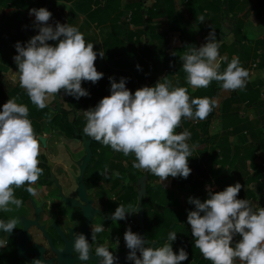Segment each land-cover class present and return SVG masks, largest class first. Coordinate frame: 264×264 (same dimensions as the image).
<instances>
[{
    "label": "clouds",
    "instance_id": "1",
    "mask_svg": "<svg viewBox=\"0 0 264 264\" xmlns=\"http://www.w3.org/2000/svg\"><path fill=\"white\" fill-rule=\"evenodd\" d=\"M35 15L34 26L38 34L22 46L14 45L13 57L18 73L19 85L25 89L31 102L39 109L47 107V101L64 91L77 100L89 97L82 81L97 83L104 73L97 71V51L94 44L85 41L84 34L76 26L59 21L53 27L49 23L52 13L44 7L30 9ZM204 22V17H200ZM206 43L193 47L184 54L183 70L187 83L194 88H207L212 81L222 82L225 91L243 90L249 71L234 57L223 72L221 61L227 59L219 53L220 42L212 29L205 38ZM49 41H56L53 46ZM104 58L105 52L99 51ZM140 70V66L137 65ZM110 96L102 98L95 107L83 110L86 125L83 134L124 156L134 154L132 167L150 172L160 178H188L191 174L188 160L196 145L187 141L191 133L187 129L175 133L182 118L204 120L218 106L215 99L208 97L190 99L186 87H173L170 81L161 78L155 86H143L134 94L126 87L127 78L117 82L109 77ZM163 81V82H162ZM18 97L9 98L0 109V210L11 212L10 205L20 208L23 200L16 198L15 188L29 185L26 191L35 196L32 187L43 174L39 167L41 139L38 138L29 109L18 104ZM195 108V111H194ZM243 185L236 182L224 190L213 192L209 187L208 198H188L195 206L189 211L187 224L191 227L194 245L205 260L211 264H264V207L248 199H238ZM138 212V206L120 204L112 214V221L125 220ZM17 219L0 220V230L6 234L16 229ZM104 231L103 225L91 229L95 234ZM241 239L234 244V237ZM74 251L79 260L90 259L91 246L83 233H74ZM124 242L129 250L125 257L134 264H182L189 260V253L181 247L178 254L172 242L177 239L175 231L168 234L169 243L161 247H149L148 241L129 226L124 232ZM119 244V238L116 239ZM7 241L0 240V248ZM139 253V254H138ZM100 264H117L119 256L108 247L99 245L95 249ZM31 264H43L34 258Z\"/></svg>",
    "mask_w": 264,
    "mask_h": 264
},
{
    "label": "trees",
    "instance_id": "2",
    "mask_svg": "<svg viewBox=\"0 0 264 264\" xmlns=\"http://www.w3.org/2000/svg\"><path fill=\"white\" fill-rule=\"evenodd\" d=\"M14 2L16 1H4L2 6L6 4L14 5ZM82 2L89 8L93 0H83ZM157 2L160 4L158 5ZM192 2L193 0H187L186 5H189ZM255 3H258V6L263 12L264 0H204L201 7L204 22L202 23L200 18L196 17L200 28L204 30V39L201 45L206 43L205 38L213 29L216 33L217 41L220 42L219 53L222 54L225 51V49H223L222 38L227 33L224 32L223 24L226 17H223V15H227L230 12L232 13V10L238 12L245 10V7L249 9L250 5L252 6ZM103 4V7L99 9L107 12L108 15L113 14L114 12L116 16L104 17L106 21L109 19V24H111L114 29L113 32L106 37V40L103 43V51L105 52V59L109 65H114L118 68L117 70H112L108 67V71L104 74L103 78L94 84L95 87L90 94V96L95 99L93 100L94 103L97 102L98 104L102 98L111 95L109 77H113L117 82H119L121 77L127 78L126 87L132 91L133 94L137 89L143 86H155L161 78H164L165 80L170 81L173 87H186L190 99L204 97L212 99V97L218 95L222 82L212 81L207 88L193 87V89H191L192 86L187 83V74L183 70V60L181 57L188 53L191 48L196 47V40L193 33L190 31V28L182 21V17H167L168 27H166V29H163L159 20H157L163 17H153L156 12L164 11L165 9L168 12L173 13L174 5L172 0H156L155 7L153 8L144 6L143 0H136L133 3L126 4L123 10H120V0H104ZM23 7H25L26 10L35 8L33 4L32 6L23 5ZM42 7L47 8L50 11V8H48L44 2H42ZM77 9L78 8H76V10ZM50 12L53 14L52 11ZM128 12L129 17H127ZM214 12L217 13L214 14ZM255 12H259V10H256ZM94 18L98 19V17ZM51 20H53V17L49 22H51ZM29 22L26 14L22 17H13L12 23H8L7 20V34L9 35V37H7V67L13 65V57L17 54L14 47L16 42H21L22 46L28 42L26 32L31 28ZM131 24L136 26L137 29H134V31H128V33L131 35L130 38L136 36L137 44L129 47V44L125 43V41L123 42V40L118 37V34L123 30H129L128 28ZM11 28L16 30L15 34H10ZM173 31H176L180 45L174 47L173 51L167 52L165 50L166 45L168 44L167 36L169 32ZM148 34L149 39L145 38L142 41L141 38ZM54 42L55 43L52 44L53 46L57 43L56 41ZM241 46L245 45L241 44ZM255 55L256 54H254V58H256ZM224 62L225 64L228 63L227 61ZM225 64L221 63L220 72H223L226 69V66L224 67ZM137 65L140 66V70L137 69ZM88 82L89 81H85L84 84L86 85ZM249 90V87L246 86L243 90L237 89L232 91L230 96L221 104L220 117L223 119L226 116L225 114L227 111L230 112V110H232V104L243 99L244 96H248ZM13 97H18L16 101L18 104H24L28 107V118L32 121L34 130L38 133L42 132V128L45 124L56 130H70L73 127L84 128L86 125L82 104H86L87 102H85L83 98L77 100L73 96L67 95L65 101H67L69 109L64 108V104L58 103V101H51L47 103V107L39 109L31 102L26 90L20 87L18 81L16 84H10V88L4 89L0 87V109H2V105L9 98ZM253 100H251L252 103L249 105L256 106L259 113L264 114V101L259 102L255 98H253ZM96 105L92 107H95ZM47 113L52 114L46 116ZM43 118L45 119L44 124L40 121V119L42 120ZM215 118V108L206 119H194L196 125L191 124L189 118H182L181 125L175 130V133L179 134L188 128L187 130L190 131L191 138L187 143L190 147L192 146V143L195 144L199 142L212 144L214 136L208 132V129ZM36 119L39 120L35 121ZM262 129L263 134L261 135V140L264 141V126H262ZM92 152L93 156L88 171L89 176L98 171L97 176L100 177V175L103 174L105 167L109 165L111 158L122 160L119 165L118 180L113 183V187L120 183V178H127L125 170L128 171V175L133 179H137L143 174L147 175L146 194L142 197V206L144 207L143 222L145 226V237L148 241L147 246L156 248L163 246L165 243H169L168 234L175 231L177 233V239L172 242L173 251L178 254L179 249L183 247L189 253V258L197 257L199 262L203 259L199 249L194 245V240L191 235V227L187 224L188 212L195 210V206L188 203V198H199L201 201L207 199L208 191L205 186L208 184L209 179H214L221 189H225L227 186L235 184H225L223 182V179L225 178L223 177L224 174L221 173V167L217 170L213 169L215 156L212 155V153L206 155L202 152L198 154L193 151L192 156L189 157L188 164L191 170L195 173L191 171V174L186 179L183 177H171V179H173V181L175 180V183L178 184L176 187L177 190L172 191L165 189L159 182L150 183L151 180L155 181L160 179L154 174L144 170L134 169L132 167V163L135 159L134 154H130L126 157L123 153L115 152L110 146H105L100 142H97V144L93 146ZM111 167L114 168L115 166L111 165ZM104 178L107 179V177ZM212 191L218 192L216 189ZM166 193L170 196L167 197L168 199H165ZM181 197H184L183 201ZM237 198L248 199L253 202L255 194L251 189H247L246 191L241 189ZM120 200V202H115L117 207L120 204H123L125 207L131 204L135 207L137 202L136 189H133L131 186L125 188ZM182 202H184V205ZM261 207H264L263 202H261ZM129 219L133 220L132 225L129 224L132 231L139 233V225L136 217L127 216L125 219L126 223L129 222ZM2 232L3 231L0 230V233ZM240 239L241 237L236 235L234 237V244ZM124 249H127L126 245ZM4 253L7 256V248L0 250V255ZM2 262L3 261H1L0 264H2ZM184 262H182V264ZM123 264H134V262Z\"/></svg>",
    "mask_w": 264,
    "mask_h": 264
},
{
    "label": "crops",
    "instance_id": "3",
    "mask_svg": "<svg viewBox=\"0 0 264 264\" xmlns=\"http://www.w3.org/2000/svg\"><path fill=\"white\" fill-rule=\"evenodd\" d=\"M4 1L7 0H0V87L4 89L10 88V84H16L19 81V73L17 72L18 68L15 61L13 60V65L7 67V37H9L7 34V20L8 23H12L13 17H22L26 14V17L30 21L29 23L31 25V28L26 32V36L29 41L31 37L38 34V29L34 26L35 15H29V10L32 8L26 10L23 5L32 6L33 4L35 9H39L42 7V2H44L45 5L50 8V11L53 12V20H51L52 23L49 22L53 25V27L57 21L61 24L68 23L69 25L76 26L79 31L84 34L86 43L91 42L94 44V51H97V60L95 61L97 71L105 74L108 71V67L109 69L117 70L118 67H115L114 65L110 66L105 57H99V51H103V43L105 42L106 37H108L114 29V27L109 24V19L106 21L104 17H116L114 12L113 14L108 15L107 12L99 9L103 7L104 0H93L89 8L87 5L83 4V0H14L16 1L14 2V5L6 4L2 6ZM135 1L136 0H120V10H123L126 4L133 3ZM143 1L144 6L148 8L155 7L156 0ZM172 1L174 5L173 13L168 12L165 9L164 11L156 12L153 17H163L161 19H157L163 29L168 27L167 17H182V21L187 24L190 31L193 33L196 40L195 44L198 48L201 46L204 39V30L200 28L196 20V17L200 18L203 16L199 0H193V2L189 5H186L187 0ZM157 4L159 5L160 3L157 2ZM191 5L194 7L192 8ZM76 8L79 10H76ZM232 11L233 12H230V15H236V17L233 18V21L237 24L239 22H236V19H242L243 22H246L249 18H251L249 16L253 15V11L250 10L248 12L247 7H245V10L242 11ZM260 12L264 16V9L263 12L260 9ZM240 15H246L247 17H238ZM94 17H98V19H95ZM127 17H129V12ZM189 17H192L193 19L195 18L193 20L194 22L189 19ZM103 19L104 21L102 22ZM193 24L195 26H192ZM262 26L264 30V17H262ZM128 29L129 30L121 31L118 34V37L123 40V42L125 41V43H128L130 47L137 44V38L136 36H132L130 38L131 35L128 31H134L137 27L131 24ZM241 30L242 28H240V31ZM15 33L16 30L11 28L10 34ZM229 33L230 29L226 34ZM145 38L149 39V34L142 37L141 40L143 41ZM167 39L168 44L165 49L167 52L173 51L174 47L180 45L176 31L169 32ZM246 39L245 35H241V37L238 38V42L240 43L237 46L235 45L233 49L228 52L229 54L223 52L220 56L227 58L221 61L223 64H225L224 61L229 63L234 57H239L241 65L249 71L248 83L246 84V86L250 88L248 92L249 95L244 96L243 99L232 104V110H230V112L227 111L225 114L226 116L222 119L220 117L221 104L230 96L232 91H225L221 87L218 95L212 97V99H215L218 102V106L215 108L216 118L213 120L208 129V132L214 136L212 144L199 142L195 144L192 143L191 145H196L194 151L198 154L201 152L206 155L208 153H212V155L215 156L213 169L217 170L221 167V173L224 174H222L223 177L230 179L228 183L231 184L239 182L243 185L242 190L246 191L247 189H251V191L255 194L253 203L261 206V202L264 203V141L261 140V135L263 134L262 126H264V114L259 113L256 106L249 104L252 103L251 100H253V98L259 102L264 101V32H262L259 36L254 34V38L251 40V49H248ZM232 42L235 41L232 40ZM48 43L53 44L55 42L49 41ZM241 44L246 46H242V48H240ZM254 54L260 55L261 58H254ZM254 61L257 65H254ZM227 64H225L224 67H227ZM256 67H258V70H255ZM255 79H258L260 82L259 85L262 87V90L260 89V93L252 88V86L256 87L255 82L257 80ZM84 82L85 81H82V83ZM66 97L67 95L63 90H61L60 93L56 94L54 97H50L46 103L56 101L57 98L58 103L67 104V101H65ZM66 109H69V107H66ZM45 126L46 128H44ZM49 128L50 127L45 124L42 130L46 132ZM192 172L195 173L193 170ZM158 181L160 183V179ZM208 181V184L205 186L206 189L210 187L212 190H224L217 185L214 179H209ZM163 184L162 185L167 190H177L176 187L178 184L175 183V180L173 181V179H171V176L168 177L167 180L163 181ZM165 195V199L170 197L168 193ZM183 198L184 197H181L182 201ZM182 204L184 205V202H182ZM183 264H211V261L203 258L199 262L197 257H191Z\"/></svg>",
    "mask_w": 264,
    "mask_h": 264
},
{
    "label": "flooded vegetation",
    "instance_id": "4",
    "mask_svg": "<svg viewBox=\"0 0 264 264\" xmlns=\"http://www.w3.org/2000/svg\"><path fill=\"white\" fill-rule=\"evenodd\" d=\"M82 130L83 127L62 131L50 128L48 134L43 130L41 133L35 130L38 135L46 138V145L41 144L42 151L39 157V167L43 169V174L37 183L32 185L37 189L35 196L26 191L29 186L27 184L14 189L16 198L22 199L23 204L20 208L10 205L13 210L7 212V221L16 218L18 222L12 233H0V240L7 241L6 246L0 248V250L7 248V256L5 253L0 255L2 264H31L34 258H40L46 264H58V257L66 248L69 249L70 257L78 255L74 251V233H83L86 236L90 242V257H92L97 246L107 247L105 239L102 238L105 235L102 233H106L109 228L114 229L115 232V236L110 237L111 243L122 247L113 253L125 250L124 232L121 234L118 230H123L124 227L127 229L129 224L132 225L133 220L129 219L124 225V221L117 224V221L110 219L117 208L115 202H120V197L124 193L122 187L126 179L120 178V183L113 187V183L118 180V165L122 160L111 158L100 177L97 176L98 171L97 174L89 176L92 148L97 142L85 136ZM81 136H84V139ZM87 139L90 140L89 147L92 154L82 173L83 188L78 192L79 183L76 177L80 174L79 166L85 154L84 140ZM58 153L63 156L62 160L66 163L56 161L55 157ZM111 165L115 167L112 168ZM50 173L53 174V178ZM108 192L111 193L109 196ZM67 199H71L72 204H69ZM4 216L5 213L0 214V220L6 222ZM25 222L28 223L26 227ZM96 225H103L104 231L96 233L95 239H92L91 229ZM72 264L94 263L89 259Z\"/></svg>",
    "mask_w": 264,
    "mask_h": 264
},
{
    "label": "rangeland",
    "instance_id": "5",
    "mask_svg": "<svg viewBox=\"0 0 264 264\" xmlns=\"http://www.w3.org/2000/svg\"><path fill=\"white\" fill-rule=\"evenodd\" d=\"M253 1V0H252ZM203 2H204V0H199V5L202 7V4H203ZM192 6V8L194 7L193 5H191ZM198 9V8H197ZM250 10H252L253 11V15L252 16H249V17H251V18H249V20L248 21H246V22H243L242 21V19L241 20H239V19H236V22H239L238 24L237 23H235L234 21H233V18L234 17H236V15H230V13H228L227 15H223V17H226L225 18V22H224V32H229V29H230V33L229 34H226V36H224L223 38H222V43H223V49H225V53H228L229 51H231L232 49H233V47L236 45H238L240 42H238V38H240L241 37V35H245V37L247 38L246 39V44H247V47H248V49H251L250 47H251V43H252V39L254 38V34L257 36H259V35H261L262 34V32H264V30H263V26H262V17H264L262 14H261V12H260V7L258 6V3H255V4H253L252 6L250 5V7H249V9H248V12L250 11ZM256 10H259V12H255ZM198 11H199V9H198ZM213 13V12H212ZM215 13H217V12H214V14ZM238 17H247L246 15H240V16H238ZM254 17V18H253ZM261 17V18H260ZM188 19V18H187ZM189 19H191L192 21L194 20L192 17H189ZM194 22V21H193ZM231 23H234V24H231ZM192 26H195L194 24L192 25ZM240 28H242V30L240 31ZM248 33V34H247ZM232 40L233 41H235V42H232ZM230 46V47H229ZM240 46V45H239ZM246 46V45H245ZM240 48H242V46H240ZM229 54V53H228ZM255 57L257 58V59H260L261 58V56L260 55H255ZM254 60H256V59H254ZM255 62V61H254ZM254 65H257V63L255 62V64ZM255 70H258V67H256L255 68ZM255 80H257L256 82H255V84H256V87H254V86H252V88L254 89V90H257L259 93H260V89L262 90V87H260V82L258 81V79H255ZM248 83V82H247ZM83 84L84 83H82L81 84V86L83 87ZM84 86H85V89L91 94L92 93V91H93V89H94V84L92 83V82H88V83H86V85L84 84ZM191 89H193V87L191 88ZM250 89V88H249ZM255 95H256V93H255ZM61 97V96H60ZM83 98V100H85V102H87L86 104H82V108H84V110H86V109H89L90 107H92V106H94V105H96L97 104V102H93V100H95V99H93L92 98V96H89V97H82ZM90 98V99H89ZM56 101H57V99H56ZM64 104V108H66V107H68V105L66 104V103H63ZM89 104H92V105H89ZM84 105V106H83ZM52 113H47V115L46 116H49V115H51ZM54 114V113H53ZM45 116V117H46ZM47 118V117H46ZM37 120H39V119H36L35 121H37ZM40 121L44 124L45 123V119L43 118L42 120L40 119ZM191 124H193V125H196V121L194 120V119H190V121H189ZM211 125V124H210ZM189 127V126H188ZM44 128H46V126L44 127ZM188 129V128H187ZM58 130H60V131H62L63 129H57V131ZM67 130V129H66ZM46 132H47V134L48 133H50V128H49V130L47 129L46 130ZM55 153H57V150L55 151ZM76 155H78V154H76ZM62 158H63V156H61V155H59V153L57 154V156L55 157V159H56V161L59 163V162H61V161H63V162H65L66 163V161H64V160H62ZM125 164V163H124ZM126 165V164H125ZM119 166V165H118ZM125 172H126V176H127V178H125L126 180H125V183H124V187H122V191H124L125 190V188H127L128 186H131L133 189H137V185H136V182H135V180L136 179H133V178H131L130 177V175H128V171H126L125 170ZM226 175V174H225ZM226 177V176H225ZM138 179V178H137ZM222 179V178H221ZM230 181V179H223V182L225 183V184H228V182ZM157 183V182H159L158 180H155V181H150V183ZM162 184H163V182H162ZM164 185V184H163ZM111 193H109L108 192V196L110 195ZM98 203H99V201H98ZM99 205H100V203H99ZM101 205H103V203L101 202ZM108 206V205H107ZM3 213H5L6 214V216H4L5 218H4V220H6L7 221V212H5V211H1L0 212V214H3ZM136 214H134V215H128V216H132V217H136L135 216ZM124 221V225H126L127 223H126V221L125 220H118L116 223L117 224H120V222L122 223ZM124 225H123V227H124ZM116 229V228H115ZM126 230V227H124V229L122 230V229H120V230H118V232L119 233H123L124 231ZM102 234H104L105 236L104 237H102L103 239H105L104 241H105V243H106V245H107V247L109 248V250L110 251H117V250H119V249H121L122 247H121V245L120 246H117L116 244H114V243H111V238L110 237H114L115 236V232H114V229L112 230L111 228H109V230L108 231H106V233L104 232V233H102ZM118 236V235H117ZM124 244V243H123Z\"/></svg>",
    "mask_w": 264,
    "mask_h": 264
},
{
    "label": "water",
    "instance_id": "6",
    "mask_svg": "<svg viewBox=\"0 0 264 264\" xmlns=\"http://www.w3.org/2000/svg\"><path fill=\"white\" fill-rule=\"evenodd\" d=\"M36 132V131H35ZM37 134V132H36ZM38 138L41 139V144L43 146L46 145V138L43 135H38ZM82 139H84V136H81ZM89 142L90 140H84V146H85V154L83 155V157L81 158V164L79 166L80 168V174L76 177L78 183H79V187L77 189L78 192H80V190L83 188L82 186V173L88 163V161L91 158V149L89 147ZM80 162V161H78ZM51 178H53V174L50 173ZM146 179H147V175L143 174L142 176H140L137 181H136V185H137V190H136V196H137V202H136V206H138V212L135 215L136 219L138 221V225H139V234L146 239L145 237V226H144V222H143V215H144V207L142 206V197L146 194ZM70 200V201H69ZM69 204L71 203V199H67ZM28 223L25 222V227L27 226ZM128 249H125L124 251L118 252V253H114L115 255L119 256V260L117 262V264H123V263H127V262H134V261H128L125 259V257L127 256L128 253ZM139 254V253H138ZM79 255V254H78ZM75 255L73 257H70L69 255V249L66 248L65 251H63V253L61 255H59L58 257V264H72L73 262H77L80 261L79 260V256ZM40 259V258H39ZM100 259L99 257L96 256H92L90 257V260L94 263V264H100ZM43 264H46V262H43Z\"/></svg>",
    "mask_w": 264,
    "mask_h": 264
}]
</instances>
